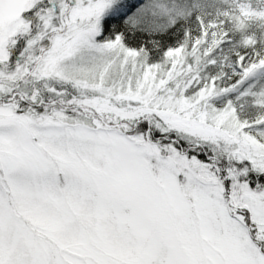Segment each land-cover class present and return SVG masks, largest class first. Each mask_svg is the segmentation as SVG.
I'll use <instances>...</instances> for the list:
<instances>
[{"label":"snow or ice","instance_id":"1","mask_svg":"<svg viewBox=\"0 0 264 264\" xmlns=\"http://www.w3.org/2000/svg\"><path fill=\"white\" fill-rule=\"evenodd\" d=\"M0 264H264V0H0Z\"/></svg>","mask_w":264,"mask_h":264}]
</instances>
